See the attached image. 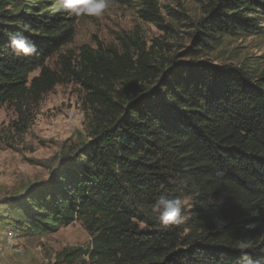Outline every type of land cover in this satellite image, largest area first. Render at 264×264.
Returning <instances> with one entry per match:
<instances>
[{
  "label": "trees",
  "instance_id": "1",
  "mask_svg": "<svg viewBox=\"0 0 264 264\" xmlns=\"http://www.w3.org/2000/svg\"><path fill=\"white\" fill-rule=\"evenodd\" d=\"M108 2H135L142 20L170 28L158 0ZM76 19L57 0H0V106L19 112L14 129L25 131L28 103L68 83L82 92L87 124V139L47 182L0 201L8 217L32 234L79 221L90 244L63 250L64 264H245V254L264 264V70L217 64L197 49L176 59L138 33L69 49L51 68ZM262 19L264 0H206L192 38L212 47L259 36ZM14 34L36 52H15ZM161 195L190 199L182 223L165 227L149 214Z\"/></svg>",
  "mask_w": 264,
  "mask_h": 264
},
{
  "label": "rangeland",
  "instance_id": "2",
  "mask_svg": "<svg viewBox=\"0 0 264 264\" xmlns=\"http://www.w3.org/2000/svg\"><path fill=\"white\" fill-rule=\"evenodd\" d=\"M205 1L158 0L163 22L170 27L168 30L142 20L135 2H108L109 7L99 17L77 16L72 42L46 63L56 68L58 55L69 49L77 52L81 45L95 46L97 41L116 43L121 35L138 33L148 46L157 48L154 40L162 42L168 56L176 59L186 58L185 54L197 49L194 53L200 52L202 58L217 64L238 65L246 60L253 62L258 70H264V29L259 36H226L212 47L194 42L193 22L201 15ZM261 24L264 26V19ZM37 73L38 70L31 76ZM25 112L27 127L19 132L13 126L19 121V112L11 104L0 106V201L47 182L63 156L74 153L87 139L78 85L57 84L37 103H28ZM182 200L188 208L190 199L183 197ZM89 244V233L79 221L48 233H24L0 206V264H64L60 255L63 250L86 249ZM82 258L87 261L86 257Z\"/></svg>",
  "mask_w": 264,
  "mask_h": 264
},
{
  "label": "clouds",
  "instance_id": "3",
  "mask_svg": "<svg viewBox=\"0 0 264 264\" xmlns=\"http://www.w3.org/2000/svg\"><path fill=\"white\" fill-rule=\"evenodd\" d=\"M59 8L75 16H101L109 7L108 0H57ZM9 46L17 53L32 55L36 52L34 44L26 40L21 34H14L9 37ZM185 201L178 197L169 198L161 195L152 204L149 214L152 215L161 225L167 227L177 225L184 221L183 209ZM240 250L250 247L249 243L240 241L236 245ZM245 264H252L250 258L242 256Z\"/></svg>",
  "mask_w": 264,
  "mask_h": 264
}]
</instances>
